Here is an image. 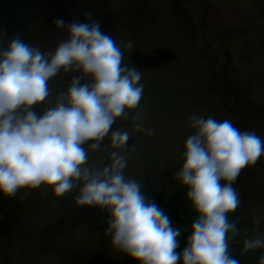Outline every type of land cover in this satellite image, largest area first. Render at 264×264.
Here are the masks:
<instances>
[{
	"label": "rangeland",
	"instance_id": "obj_1",
	"mask_svg": "<svg viewBox=\"0 0 264 264\" xmlns=\"http://www.w3.org/2000/svg\"><path fill=\"white\" fill-rule=\"evenodd\" d=\"M88 12L117 43L133 42L132 49L122 47L124 62L142 73L140 108L147 109L144 124L154 132L134 130L131 115L138 109H126L129 118H118L113 129L131 133L124 174L140 180L144 194L181 229L175 251L182 252L198 218L185 198L187 188L174 179L185 141L195 131L187 126L189 117L229 119L264 139V0H35L28 44L43 52L54 49L66 39V32L55 28L56 16L84 23ZM157 50L174 57L137 68L133 54L144 58ZM78 74L61 71L50 79L51 94L35 111L53 106ZM109 145V137L100 150L85 144L89 164L110 163ZM234 187L241 204L228 214L239 229L230 252L239 264H258L264 248L241 252L246 238L264 234V155L242 169ZM24 191L14 198L0 194V264H138L114 250L104 235L106 211L75 207V193L57 199L50 190L44 197L36 189L22 200Z\"/></svg>",
	"mask_w": 264,
	"mask_h": 264
},
{
	"label": "clouds",
	"instance_id": "obj_2",
	"mask_svg": "<svg viewBox=\"0 0 264 264\" xmlns=\"http://www.w3.org/2000/svg\"><path fill=\"white\" fill-rule=\"evenodd\" d=\"M54 24L66 39L48 52L19 35L0 50V194L14 198L25 190L24 200L36 189L44 197L50 190L57 199L75 193V207L107 212L104 235L114 250L138 264H239L230 252L238 222L228 214L241 204L234 184L242 169L264 155V139L229 119L189 117L187 126L195 131L185 141L174 179L187 188L185 198L198 218L186 247L175 251L181 229L144 194L140 180L126 178L131 133L113 129L118 118H129L126 109H138L131 115L134 130L154 132L144 124L147 109L140 108L142 73L124 62L122 47L132 49L133 42L117 43L91 12L84 23L57 18ZM61 71L79 74L38 114L34 106L46 102L48 82ZM105 137L113 149L105 156L110 163L89 164L84 145L100 150ZM257 248H264V234L246 238L241 254Z\"/></svg>",
	"mask_w": 264,
	"mask_h": 264
},
{
	"label": "crops",
	"instance_id": "obj_3",
	"mask_svg": "<svg viewBox=\"0 0 264 264\" xmlns=\"http://www.w3.org/2000/svg\"><path fill=\"white\" fill-rule=\"evenodd\" d=\"M33 1L35 0H0V50L6 48L16 35L28 43ZM56 17L63 18L68 23L63 16Z\"/></svg>",
	"mask_w": 264,
	"mask_h": 264
},
{
	"label": "trees",
	"instance_id": "obj_4",
	"mask_svg": "<svg viewBox=\"0 0 264 264\" xmlns=\"http://www.w3.org/2000/svg\"><path fill=\"white\" fill-rule=\"evenodd\" d=\"M173 57L174 56L171 53L163 50H157L154 54L146 56L144 58H140L137 54H133V59L138 69L151 67L153 65L161 63L162 61L170 60Z\"/></svg>",
	"mask_w": 264,
	"mask_h": 264
}]
</instances>
